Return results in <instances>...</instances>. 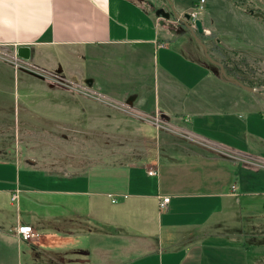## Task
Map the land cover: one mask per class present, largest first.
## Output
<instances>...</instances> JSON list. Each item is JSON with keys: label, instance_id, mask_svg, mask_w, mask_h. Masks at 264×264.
<instances>
[{"label": "crops", "instance_id": "obj_1", "mask_svg": "<svg viewBox=\"0 0 264 264\" xmlns=\"http://www.w3.org/2000/svg\"><path fill=\"white\" fill-rule=\"evenodd\" d=\"M241 12L244 19L262 21L253 13ZM165 20L147 13L134 0H0V52L10 54L0 60L10 64L19 47H28L31 59L33 52L43 48L77 47L96 55L108 46V60L116 64L120 55L125 72L108 76L109 86L114 80L131 84L121 92L108 89V98L122 97L127 108L143 116L159 113L170 118L172 133L186 130L194 135L189 140L156 133L150 138L151 149L125 163L114 164L109 155L108 165L103 159L94 160L84 171L53 172L54 178L46 175L39 183L26 181L24 186L15 159H0V239L10 234L16 240V264H21L23 243L14 234L17 224L29 225L38 234L35 241L24 242L31 263L33 253L73 264H225V257L228 264H237L241 259L247 241L243 227L251 213L243 211L237 198L239 189L249 185L239 181L236 168L238 163L251 168L264 159L236 139L240 123L247 124L245 115H227L235 107L230 94L236 90L226 87H240L216 74V66L206 60L202 49L201 58L184 40L186 32L174 30ZM208 23L202 27L210 35L200 36L214 40L212 46L205 41L212 59L222 63V51L242 52L234 44L226 45L213 21ZM152 63L156 70L149 89L146 72ZM228 76L244 84L240 76ZM85 83L92 87L95 80ZM248 107L251 124L257 114L255 107ZM226 115L237 121L226 128L240 150L192 131L199 121L213 126L215 118ZM211 147L216 153H210ZM149 167L157 168L156 176L147 174ZM17 189V199L12 201ZM160 196L169 198L162 210ZM47 237H83L84 242L56 248L43 245Z\"/></svg>", "mask_w": 264, "mask_h": 264}, {"label": "rangeland", "instance_id": "obj_2", "mask_svg": "<svg viewBox=\"0 0 264 264\" xmlns=\"http://www.w3.org/2000/svg\"><path fill=\"white\" fill-rule=\"evenodd\" d=\"M134 1L142 5L152 16H157L156 12L159 10L170 14L173 10L181 17L182 13L189 12L191 5L199 0ZM202 7V13L198 18L202 26L209 25L208 21L211 19L217 33L222 38L225 37L226 45L234 44L242 51L239 54L222 51L221 61L226 64L229 62L227 64L229 72L240 76L245 85L260 88L255 95L234 85H228L230 87H226L227 90L230 88L236 90L230 94L235 107L226 112L227 115L234 117L236 113L245 115L247 124L240 123L242 130L236 139L247 146L249 152L264 159V100L260 98L264 96V21L257 18L244 19L240 15L242 10L264 15V0H204ZM182 10L184 12L179 13ZM165 22L178 32H186L184 40L194 46L198 56L201 57L200 46L195 44L188 30L182 29L172 15ZM202 28L209 32L206 28ZM198 38L204 45L206 40L210 46L214 43L212 38L205 39L204 35ZM71 48H43L33 52L28 62L16 65L0 60V159H15L20 171L21 185L24 186L26 181L39 183L46 175L54 178L56 176L52 175L53 172L72 174L84 171L88 167L87 163H94V160L103 159L108 165L109 155L113 160L112 163H125L130 158L139 156L146 149H151L153 140L150 138L156 133L160 136L165 134L169 137L193 139L194 135L190 133L188 135L183 132L184 130L172 133L171 125L167 123L170 119L168 117L158 113V118L165 123L157 126L148 115L143 116L127 108L122 97H117L119 100L108 98V89L113 87L121 92L130 89L131 85L126 81L114 80V84L109 86L108 76L124 75L125 72L122 71L124 65L120 55L117 54L119 61L116 64L108 60V51H110L108 46L99 48L96 55L89 51L78 50L77 47ZM1 51L0 57L10 55ZM244 52L253 56L247 57ZM151 60L155 62L156 54L155 59L153 56ZM35 67L62 76L69 81L68 85L57 84L46 78L45 74ZM150 67L146 72L145 83L149 89H152L153 70L156 69L154 63ZM214 70L218 74V68L214 67ZM86 79L91 81L94 79L95 84L88 87L85 83ZM82 89L89 91L85 93ZM253 96H257L261 102ZM248 106L255 107L257 114L251 124L250 120H247V116L251 118ZM238 108L239 112L236 111ZM259 112L262 114H258ZM227 115L224 118H215L217 122L213 126L200 124L201 121H197L192 131L239 149L238 142L233 140L234 135L226 128L227 123L237 125V121L233 122ZM178 120L182 121L181 118ZM202 125L209 127L204 128ZM220 126L223 127L224 132ZM138 128L143 129L144 132L139 133ZM246 128L247 130L251 128V132L247 133ZM209 151L212 154L216 153V149L212 147ZM262 163H252L251 168H243L238 163L236 168L239 181L249 185L239 189L237 198L241 202L243 211L251 213L246 221L247 229L243 228L251 236L246 235L247 241H244L245 247L241 249V259L237 264H252L254 259L253 264H264V162ZM92 170L95 168L92 167ZM19 195L22 198L26 196L25 193ZM41 236L46 238L45 234ZM55 238L47 237L43 245L72 248L83 245L84 242L83 237H64V239L59 237L58 240ZM21 242L23 243L19 248V261L21 264H27L30 259L24 253L25 241ZM16 248L17 242L13 236L6 234L1 238L0 264H16L18 256ZM245 253L248 254L246 257L248 259H245ZM32 257L35 260L32 263L30 261V264H73L69 259L59 263L57 259H50V254L33 253ZM226 258L225 264H228L229 260Z\"/></svg>", "mask_w": 264, "mask_h": 264}, {"label": "built area", "instance_id": "obj_3", "mask_svg": "<svg viewBox=\"0 0 264 264\" xmlns=\"http://www.w3.org/2000/svg\"><path fill=\"white\" fill-rule=\"evenodd\" d=\"M203 3H204V0H199L198 2H196L192 5L189 12H186L189 14V19L187 22L189 23L190 26L194 27V21L197 20L199 18V15L202 13V9H203L202 4ZM183 14L184 13L181 14V17H183ZM204 33L209 34L208 31H204ZM12 58H13V60L11 61V63L13 65H16L17 63H24V61L22 59L18 58L16 55ZM45 77L55 81L57 84L60 83L62 85H65V84L68 85V82H69L65 78H63L57 74H54V73H46ZM82 90L84 91L87 89H82ZM84 92L86 93V91H84ZM148 117L151 118L157 126L164 125V123H165L164 121H162L158 118V114H151V115H148ZM183 132H186V130ZM186 133H188V132H186ZM188 135H189V133H188ZM146 172L150 176H156L157 175V168L149 167L146 170ZM18 193H19L18 189L14 191V193L11 197L12 201H15L17 199ZM168 201H169V198L167 196H160L159 201H158V208L160 210L164 209L166 207ZM14 233L17 235L19 240L25 241V242H33L38 238L37 232L31 226L26 225V224H17V226L14 229Z\"/></svg>", "mask_w": 264, "mask_h": 264}, {"label": "water", "instance_id": "obj_4", "mask_svg": "<svg viewBox=\"0 0 264 264\" xmlns=\"http://www.w3.org/2000/svg\"><path fill=\"white\" fill-rule=\"evenodd\" d=\"M156 15L162 19H169L170 16L172 15L180 24H182V26L189 31V33L191 34L194 42L200 46V48L202 49L203 51V54H204V57L206 58V60L216 66L219 70V76L228 81V82H231V83H234L235 85L239 86L240 88L246 90V91H249V92H259L260 91V88H256V87H249V86H246L244 84H242L239 80L235 79V78H232L230 76L227 75L225 69H224V66L222 63L214 60L211 58L210 54L208 53V50L206 48V46L200 41V39L198 38L199 35L203 34L204 33V30L202 28V23L199 19L195 20L194 21V27L190 26L189 23L187 22L188 19H189V14L188 13H184L183 14V17H180L177 15V13L175 11H171V14L168 13V12H164L163 10H159L156 12ZM253 15L255 17H258L260 19H262L264 21V16L259 13V12H254ZM15 55L22 59V60H27L29 59V49L28 47H19L15 50Z\"/></svg>", "mask_w": 264, "mask_h": 264}, {"label": "trees", "instance_id": "obj_5", "mask_svg": "<svg viewBox=\"0 0 264 264\" xmlns=\"http://www.w3.org/2000/svg\"><path fill=\"white\" fill-rule=\"evenodd\" d=\"M179 25L181 26L182 29L186 30V29L182 26V24L179 23ZM223 66H224V69H225V71H226V73H227L228 75H232V76H234L233 73L231 74V73L229 72V69L227 68V64H226L225 62H223ZM237 78H238V77H237ZM238 79H240V78H238ZM244 227L246 228L245 225H244ZM244 227H243V228H244ZM246 229H247V228H246ZM246 229H245V230H246ZM245 230H244V231H245ZM246 232H247V233H246ZM245 235H247L248 237L251 236V234H249L248 231H245ZM252 236H253V235H252ZM253 237H254V236H253Z\"/></svg>", "mask_w": 264, "mask_h": 264}, {"label": "flooded vegetation", "instance_id": "obj_6", "mask_svg": "<svg viewBox=\"0 0 264 264\" xmlns=\"http://www.w3.org/2000/svg\"><path fill=\"white\" fill-rule=\"evenodd\" d=\"M263 15V14H262ZM264 16V15H263ZM210 34V33H209ZM221 63V62H220ZM226 63V62H225ZM222 64H223V62H222ZM228 75V74H227Z\"/></svg>", "mask_w": 264, "mask_h": 264}]
</instances>
